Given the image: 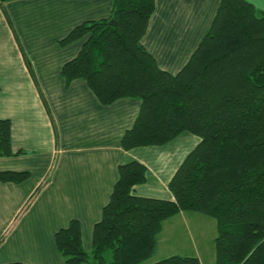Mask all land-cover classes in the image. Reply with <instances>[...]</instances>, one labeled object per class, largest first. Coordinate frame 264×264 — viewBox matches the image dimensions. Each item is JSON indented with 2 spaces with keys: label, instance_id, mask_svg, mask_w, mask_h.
I'll use <instances>...</instances> for the list:
<instances>
[{
  "label": "trees",
  "instance_id": "obj_1",
  "mask_svg": "<svg viewBox=\"0 0 264 264\" xmlns=\"http://www.w3.org/2000/svg\"><path fill=\"white\" fill-rule=\"evenodd\" d=\"M154 9L155 0H112L110 15L73 26L59 42H83L61 74L66 83L83 78L103 103L141 100L122 136L125 148L163 143L183 130L200 140L169 180L173 199L134 194L146 167L120 163L90 251L77 218L56 230V248L67 264H141L154 252L163 219L194 210L216 219L215 264H264V11L248 0H220L195 50L171 73L141 42ZM12 153L10 121L0 118V155ZM27 176L0 169L2 181ZM144 264L201 262L176 253Z\"/></svg>",
  "mask_w": 264,
  "mask_h": 264
},
{
  "label": "crops",
  "instance_id": "obj_2",
  "mask_svg": "<svg viewBox=\"0 0 264 264\" xmlns=\"http://www.w3.org/2000/svg\"><path fill=\"white\" fill-rule=\"evenodd\" d=\"M219 1L155 0L141 42L160 68L181 69ZM248 1L264 11V0ZM111 8L112 0L0 1V118L10 121L13 150L0 155V169L28 172L19 181L0 180V263L67 264L54 234L72 218L79 220L83 246L90 251L92 227L109 199L118 165L130 160L145 165V180L133 186L134 194L173 199L169 180L200 140L183 130L163 143L125 148L122 136L141 100L120 96L103 103L83 78L65 82L61 67L83 39H59L84 20L110 15ZM207 215L181 210L164 218L154 253L168 254L151 261L180 253L170 250L173 241L163 240L168 233L183 243L188 238L192 251L183 255L215 264L209 239L214 242L217 223Z\"/></svg>",
  "mask_w": 264,
  "mask_h": 264
},
{
  "label": "rangeland",
  "instance_id": "obj_3",
  "mask_svg": "<svg viewBox=\"0 0 264 264\" xmlns=\"http://www.w3.org/2000/svg\"><path fill=\"white\" fill-rule=\"evenodd\" d=\"M210 219H212L213 221H216L215 220V218H213L212 216H209V215H207ZM216 230H217V227H216ZM194 232V231H193ZM165 236H166V238H165ZM213 237V236H212ZM212 237L209 239V244H210V248H214V242H213V240H212ZM163 240H165V241H173V249H170V250H175L176 252H180L179 254H186L187 252H190V251H192L191 249H189V247H188V238L186 239V242L187 243H183V240L184 239H180L179 237H178V235H174V234H168V233H165L164 234V238H163ZM163 240H162V242H163ZM197 241V243H198V245H199V242H198V240H196ZM162 242H160L158 245H159V247L161 246V243ZM171 247V248H172ZM167 252V251H166ZM161 254H168V253H161ZM161 254H159V250H157L155 253L153 252L150 256H149V258H147L144 262H142L141 264H144V263H147L148 261L149 262H151V259H153V258H160L159 256H161ZM107 257H109L110 258V253H108L107 252ZM203 264H207V262H206V260L205 259H203ZM210 264H214V261H212L211 260V263Z\"/></svg>",
  "mask_w": 264,
  "mask_h": 264
}]
</instances>
